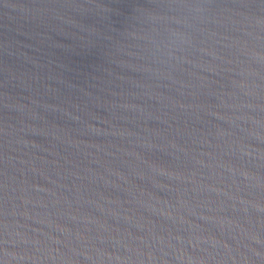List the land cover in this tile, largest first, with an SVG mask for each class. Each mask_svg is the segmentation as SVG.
<instances>
[{
	"label": "water",
	"instance_id": "obj_1",
	"mask_svg": "<svg viewBox=\"0 0 264 264\" xmlns=\"http://www.w3.org/2000/svg\"><path fill=\"white\" fill-rule=\"evenodd\" d=\"M0 264H264V0H0Z\"/></svg>",
	"mask_w": 264,
	"mask_h": 264
}]
</instances>
